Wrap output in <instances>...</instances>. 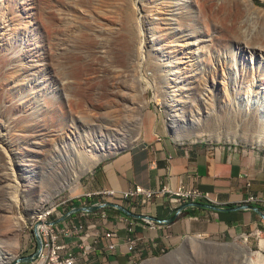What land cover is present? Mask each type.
Listing matches in <instances>:
<instances>
[{"label":"rangeland","instance_id":"374dc122","mask_svg":"<svg viewBox=\"0 0 264 264\" xmlns=\"http://www.w3.org/2000/svg\"><path fill=\"white\" fill-rule=\"evenodd\" d=\"M95 1L0 0V116L5 115L9 120L14 118L17 124L13 130L16 134H20L21 129L27 126L25 124L30 122L32 115L34 116L38 112L39 114H48L46 122L48 125L45 127L60 131L62 135L61 139L55 141L52 146H46L44 148L46 150L42 154L31 151L29 155L23 157L24 162L32 163L27 167L29 169L34 167L35 170V186L33 188L26 186L27 182L24 179L28 175L27 172L21 171L16 174L13 172L12 176L10 169L5 167L3 170L4 159L0 154V264H5L14 254L15 257L11 261L33 253L37 248L35 233L37 222L33 218L36 212L51 204L54 199L59 206V213L71 210L74 201L84 198L83 191L91 173L111 157L112 153L105 156L93 169L83 173L82 165L88 163L90 153L84 151L78 154L74 147L79 148V144L85 143L82 141L85 134L91 138L110 141L114 144L120 140L125 141L126 145L121 146L113 152L114 154L141 141L149 132H153L154 126H158L162 133L169 134L180 141L206 140L264 149V143L260 144L256 141L258 138L255 139L260 134V132H256V126L252 123L239 121L235 114L236 108L249 109L253 99H259V102L261 101V106H259L262 111L264 110V67L256 68L252 72L250 68H247L248 66H245L246 80L238 84H230L228 92L220 91L219 98H223L220 99L221 102L217 101V94H210L205 89L203 80L199 79L197 83L200 86L196 83L198 88H195L198 95L194 97L191 95L190 100L193 105L186 108V112H184L187 119L174 127L171 124L170 115L162 103L165 95L159 94L155 87L156 82L151 76L153 67L150 68L145 59H139L134 66L136 70H133L132 67L125 79L128 77V84L132 82L129 84L130 86L134 84L133 81L137 83L136 87L135 84L131 87L139 88L141 96L139 101H142L143 107L133 112L122 110L120 113L117 111L113 100L109 99L110 97L107 95V86L110 85V80L102 75L105 67L116 70L115 72L110 71L111 77L122 73L123 68L122 65L117 64L119 59L116 58L118 57L115 58L114 53L112 55L109 49L105 57L93 55L92 48L97 39L93 36L91 26L115 20V18H126L128 15V19H133L137 24L138 40H145L146 29L145 24L143 25L145 7L141 0H117L121 7L124 6L121 8L118 5L122 14L120 11L110 12L111 10L98 8L94 4ZM148 1L158 6L163 4V0ZM252 1L253 7L248 4L250 3L248 0H192L191 7L187 6L184 9L186 13L183 15L187 17L186 21L189 22L198 40L194 38L191 44L185 45L183 37L173 38L171 39L173 40V52L179 55L182 54L184 48L201 46L205 48V51L207 49L205 60L209 59L213 65L219 61L220 63L225 61L230 62L234 67L239 66L244 59L252 63L258 59L261 64H264V0ZM124 10L128 12H124ZM174 10L179 14L183 12L179 6H175ZM155 17L158 18L157 15ZM159 23L161 34L167 38L166 21L162 19ZM220 25L225 26L226 29H222ZM222 36L224 37L223 43L226 45L211 46V43L218 41V37ZM241 43H252L259 46L260 49L254 52L255 58H251V53L243 50L244 47ZM146 48L147 43L144 51ZM85 50L88 52L85 53ZM90 53L88 58L91 56L92 61L86 58V55ZM216 53L220 55L216 57ZM92 56L98 59H94ZM108 57H111V60ZM85 59L89 62L87 63ZM185 59L189 60L186 56ZM110 64L112 65L110 66ZM93 71H95L94 74ZM191 72L195 73L193 69ZM214 72V69L207 71L211 75ZM98 76H101L102 80ZM13 78L14 84L6 82L12 81ZM92 80H96L98 84ZM133 90H127L130 91L131 98L132 93H135ZM15 93L18 94L15 95ZM33 94L37 96L38 102L21 104L26 100V95L32 97ZM259 95L262 96L259 97ZM200 97H205L209 101L205 105L201 104L198 99ZM107 99L109 100L107 101ZM97 101L100 103L97 104ZM86 103L88 104L86 105ZM104 103H108V106ZM109 107L110 109H108ZM31 110L33 111L30 112ZM94 110L97 112L96 114ZM99 110L103 111V114ZM91 112L92 114H90ZM138 135L139 138L136 139ZM37 139L43 140L45 136L42 135ZM80 172L82 173L80 174ZM18 184L22 185V188ZM25 188L30 190L27 191ZM23 189L27 191H22L26 193L25 195L21 192ZM17 203L19 204L18 209L16 208ZM11 214L21 215L25 219L18 236V244L15 226H12L14 217ZM55 217H58L57 213L52 219ZM261 221V226L253 229L250 227L232 228L218 234L188 232L174 244L160 247L156 253L145 255L134 264H142L152 258H159V261L153 264H249L245 261L241 251L229 244L215 247L216 244L213 243H187L175 256L168 259H164V257L179 247L183 240L189 236H194L199 240H214L224 243L240 241L254 252H264V247L260 244V239L264 238V219L261 218Z\"/></svg>","mask_w":264,"mask_h":264},{"label":"crops","instance_id":"0c3cea01","mask_svg":"<svg viewBox=\"0 0 264 264\" xmlns=\"http://www.w3.org/2000/svg\"><path fill=\"white\" fill-rule=\"evenodd\" d=\"M180 185L210 192L223 207L244 204L250 193H264V149L206 140L180 141L154 126L153 132L141 141L99 165L91 173L83 195L114 190L116 195L108 197L109 201L135 213L172 219L179 204L168 193H160L148 203L119 195L135 186L159 190ZM97 200L81 198L73 204H93ZM101 211L74 213L70 222L87 226L61 237L73 247L79 264H134L160 247L174 244L188 232L218 234L232 228H259L262 224V217L252 209L186 207L173 221L165 223L132 218L113 207H106L107 217L103 219ZM91 223L95 226L89 227ZM129 237L137 241L133 250L129 249Z\"/></svg>","mask_w":264,"mask_h":264},{"label":"bare ground","instance_id":"6f19581e","mask_svg":"<svg viewBox=\"0 0 264 264\" xmlns=\"http://www.w3.org/2000/svg\"><path fill=\"white\" fill-rule=\"evenodd\" d=\"M119 1H117V0H96L94 2V4H96V6L98 8H102L103 10H111L110 12H114V11H120L121 12V10L118 9V7L120 6ZM141 1L143 2L144 7H145V16L143 19V25L145 24V29H146L145 30V32H146L145 40L144 39L141 41L138 40L137 24L134 23L133 19H128V15H126L127 16L126 18H122V19H118V18L116 19L115 18V20H111V21L108 20V21L102 22V24H99V25L95 24V25L91 26V29H92L93 34H94L93 36L95 37V39H97L96 43L95 44L93 43L94 44V46L92 48L93 55L105 57V56H107L106 53L109 49V51H111L112 55L114 53L113 56L115 58H116V56L118 57V58H116V59H119L118 60L119 62L117 61L118 62L117 64L122 65V68H123L122 71L123 72L116 75V77H111L109 75L110 71H112V72L116 71L114 69H109V68L105 67L104 73H103V71L98 70L100 73L101 72L103 73L102 76H106L110 80V85L107 84L108 85L107 86V95L110 97V98L108 97L109 99L113 100L112 102H114V106L116 107V110L119 111L120 113L122 112V110H130L133 112L134 110L140 109V107H143V104H141L142 101H139L140 97H141L139 94L140 93L139 88L135 89V88L131 87L134 84L136 87L137 83H135V81H133L134 84H132L130 86L129 84L132 83L131 82L132 76L130 77L131 83H129V84H128V82H129L128 77H127V79H125L127 73H129L130 69L132 70V67H133V70H136V69H134V66L136 65V63L139 59L140 60L145 59L148 66H150V68L153 67L151 76H153V79L156 82L155 87L159 91V94L161 93L162 95H165L164 96L165 98L162 97L163 98L162 103L166 107L167 112L170 115L171 124L174 127L175 126L177 127L181 121L187 119V117L185 116L186 114L184 112H186V108H190L193 105L192 101L190 100L191 95L193 97L195 95L196 96L198 95L195 88L197 87L196 83L199 79L203 80V82L205 84L204 87L210 94H212V95H215V93L217 94V101L221 102L220 99H223V98H221V97L219 98V96H220L219 94L221 92L222 93L228 92V90L230 88V84H232V85L238 84L239 82H244L246 80L247 71H245V66H248L247 68H250L252 70V72H254L256 68L262 69L261 67H264V64H261V62L258 59L257 60L254 59L255 61L253 60L254 61L253 63L249 62L247 59H244V60H242V62H240L239 66H234V67H233V65L230 64V62H225V61H223L222 63H220V61H219L217 64L215 63L216 65H213V63L209 62V59L205 60L207 49L205 51V48H203L201 46H197L196 48H194L192 46L188 47L187 49L184 48V50H182V52H181L182 54L176 55L175 52H173V50H172L173 40H171V39H173V38L178 39L179 37H183L184 41H185V43H183V44H185V45L191 44L193 42L194 38H196V40H198V38L194 34L193 30L191 29L189 22L186 21L187 17H185L183 15L184 13H186L184 9L187 6L191 7L190 3L192 2V0H163V2H162L163 4L160 6L150 3L148 0H141ZM248 1L250 2L248 4L250 6L252 5V7H253L254 6L253 1L252 0H248ZM123 5H125V4L123 3ZM175 6H179V8H182L183 12L181 14H179V12H176V10H174ZM122 7H124V6H122ZM124 12H128V11L124 10ZM156 15L160 19L156 18L155 17ZM118 17H120V16H118ZM162 19L164 21H166V24H167L166 26H168V27H166L168 30L167 31V38L164 34H161V30H160L161 27H160L159 21ZM107 23H108V25H107ZM220 27L222 29H226L225 26L220 25ZM223 42H224V37L223 36L218 37V41L216 40L214 43H211V46L216 47V46L226 45V43H223ZM146 43H147V48L144 51ZM242 46L244 47L243 50L245 52L251 53V58H255V55H254L255 50L260 49L258 45H253L252 43H243ZM88 51H90V50L88 49ZM88 51L85 50V53ZM92 51H90V52H92ZM209 54L211 55L210 52H209ZM88 55H91V53L87 54L86 55L87 57L86 56L85 57L88 58ZM219 55L220 54L216 53V57ZM113 56H111V57H113ZM185 56L191 62L189 60L186 61L187 59H185ZM213 56L215 57V55H213ZM90 57L88 59L91 60L92 58H90ZM111 57L110 58L108 57V58L111 60ZM211 58H212V56H211ZM94 59H98V58L95 57ZM165 59L167 61H164ZM86 60L87 59H85V61ZM101 60H99V62H101ZM96 62L98 63V61H96ZM96 62H95V65H96ZM107 62L109 63V61H107ZM112 62H113V60H112ZM263 63H264V61H263ZM111 65L112 64H110V66ZM189 65H191V66H189ZM105 66H108V65H105ZM110 66H108V67H110ZM117 68H121V67H117ZM191 69L194 70V72H195L194 74L191 72ZM208 69H210V70L214 69L215 70L214 74L211 75V74L207 73ZM117 71H119V70H117ZM94 72L95 71H93V74H94ZM131 72L133 73V71H131ZM135 74H137V73H135ZM100 77H99V79H101ZM133 77H136V76L133 75ZM134 79L136 80V78H134ZM254 79H255V76H254ZM93 80H92V82L96 83V80L95 81H93ZM104 80L106 81V79H104ZM136 81H138V80H136ZM6 82L10 83V84H14V78L12 79V81H6ZM94 83H93V86H94ZM96 84H98V83H96ZM100 85H101V83H100ZM93 89H94V87H93ZM129 89H134L133 91H135V93L134 92L132 93V98H131L130 93H129L130 91L129 92L127 91ZM91 92H93V91H91ZM97 92H98V90H97ZM102 93H103V91H102ZM156 93H157V91H156ZM17 94L18 93H15V95H17ZM94 96H92V97H94ZM100 96H102L101 93H100ZM260 96H262V95H259V97ZM183 97L185 99H182ZM75 99H77V98H75ZM93 99L95 100V98H93ZM109 99H107V101ZM198 99L200 100L201 104L203 103L204 105L207 101H209L208 99L206 100L205 97H200ZM100 100L101 99L99 97V101ZM82 101L84 102V100H82ZM99 101H97V104L100 103ZM102 101H103V99H102ZM36 102H38L37 96H35V94H33L32 97L29 95H26V100L24 102H22L21 104H23V103L24 104L25 103L33 104ZM80 102H78V103H80ZM260 102H259V99H253V101L251 100L252 105L249 106V109L248 108L242 109L240 107H239V109L236 108L235 114H236V118H238L239 121L252 123L256 126V128H257L256 132L258 131V132H260V134L258 135V133H257L258 136L255 139L258 138V140H256V141L261 144V143H264V110L262 111V109L260 108V106H261ZM78 103H77V105H78ZM95 103H96V100H95ZM87 104L88 103H86V105ZM101 104H102V102H101ZM104 104H106V103H104ZM106 105L108 106V103ZM99 106H100V104H99ZM102 106H104V105H102ZM108 109H110V107ZM78 110H80L82 112L81 109H78ZM100 110H101V108H100ZM100 110H99V112L102 113L103 111L101 112ZM32 111L33 110H31L30 112H32ZM94 113L96 114L97 112H95V110H94ZM90 114H92V112ZM1 116H0V154L2 155V157L4 159L3 160L4 164L2 163V165L4 166L3 170L5 169V167H6V169H10L12 172V176L14 175L13 172L15 174L17 172H21V171L23 173L27 172L28 175H26L25 179H24L27 182L26 186H28L29 188L30 187L33 188L35 186V179H34L35 170H34V167H32V166H31L32 168H30V169L27 167V166H30L32 163L30 162V164H27L26 162H24L25 159H23V157L29 155V153L31 151L33 153L42 154V152H44L46 150V149H44L46 146H52L55 141L57 142L61 139V137H62L61 132L60 131L57 132V130H54L51 128L48 129L45 127L46 125H48V124H46V122L48 120V114H39V112H38L34 116L32 115L31 116L32 118H30V122L28 124H25L27 126L24 127L23 129H21L22 131L20 134H16L15 131L13 130L14 126H16V124H17V121L14 120V118L12 120H9L5 115L4 116L1 115ZM200 118H201V116H200ZM98 126H100V125H98ZM101 130H103V129H101ZM103 131H101V132H103ZM94 134H96V133H94ZM42 135L45 136V139H43V140L37 139L38 137H41ZM83 136H85V138H82V139H84L82 141H84L85 143L79 144L80 145L79 148H77V147L75 148L73 146L74 149H77L78 154H81L84 151H88L90 153V155L88 156V159H90V160H87L88 161L87 164L82 165L81 169H82L83 173L88 172L89 170L93 169V167H95V165L98 164L105 156L110 155L111 153H113L117 149H119L121 146L126 145L125 141H121V140L114 144L110 141L106 142V141L98 140L96 138H91L87 134H85ZM138 138H139V135L136 137V139H138ZM0 160H1V158H0ZM82 172H80V174ZM5 176H4V178H6ZM22 176H23V174H22ZM14 178H15V176H14ZM14 178H13V180H14ZM19 178H21V176H19ZM14 181H16V179ZM20 187L22 188V185ZM25 189L27 190V188H25ZM25 189L21 190V192L24 191ZM28 190H30V189H28ZM23 194L25 195L26 193H23ZM18 205L19 204L17 203V206H16L17 209H18ZM12 217H14V218H12V220L14 219V225H12V226H15L14 230L16 231V242L18 244L19 243V237L18 236L20 234V231L23 228L25 219L21 215H18V216L12 215ZM188 243H194V244H196V243H213L216 245H219V244L233 245L238 250L241 251L245 261H247L249 264H264V252L263 251L254 252L251 249H249V247L246 244H244L243 242H240V241L229 242V243L222 242L221 243V242L214 241V240H205V239L199 240V239L195 238L194 236H189L188 237ZM260 244L262 247H264V238L260 239ZM255 255H257V258H255ZM169 256L170 255L165 256L164 259H168ZM14 257H15V254L12 257H10L6 263L10 262ZM158 261H159V258H152V259L146 260L142 264H153V263H156Z\"/></svg>","mask_w":264,"mask_h":264},{"label":"built area","instance_id":"2783aa9c","mask_svg":"<svg viewBox=\"0 0 264 264\" xmlns=\"http://www.w3.org/2000/svg\"><path fill=\"white\" fill-rule=\"evenodd\" d=\"M160 193H168L171 200L179 205H182L186 202H204L218 205V201L213 197L210 192L200 190L199 188L187 187L185 185H180L176 189L163 187L159 190H154L142 186H135L134 188L128 191L122 192L119 197L122 199H129L131 201L134 200L137 203H148L151 199H153L156 195ZM115 195L116 193L114 190L101 189L93 192H87L83 196L84 198H97L98 200L93 203L96 204L109 201L108 197ZM245 203L253 204L264 209V193H250L247 196ZM87 205L91 204L85 203L79 206ZM75 207H77V205L73 206V208ZM58 208L59 206L55 203L54 199L52 200L51 204H49L48 206H44L41 210H38V212H36L35 216H33L34 220L37 222L36 228L41 237L42 246L37 258L29 262H20L17 264H79L77 254L73 250V247L64 241H61V237L71 235L73 234V232L82 231L85 226H87V224L83 222H70L71 217L73 215L65 221H62L60 223H54V219L59 218L68 212L67 211L64 213H59ZM101 209L102 211L100 217L104 219L107 217V212L105 211L106 207H103ZM81 212L89 213L91 211ZM56 213L58 217L52 219V217ZM181 213L182 210L178 211V214ZM91 226H95V223H91L89 227ZM129 230L132 229L129 228ZM128 243L129 249L133 250L137 244V241L135 238L129 237ZM36 247L38 248L37 240ZM84 247L89 248V246L85 245Z\"/></svg>","mask_w":264,"mask_h":264},{"label":"water","instance_id":"95a60500","mask_svg":"<svg viewBox=\"0 0 264 264\" xmlns=\"http://www.w3.org/2000/svg\"><path fill=\"white\" fill-rule=\"evenodd\" d=\"M113 154L114 153H112L110 156H112ZM110 156H108V157H110ZM103 207H113V208H116V209L122 211L123 213H125L129 217L140 218V219H145V220H149V221H155V222H159V223H165V222H168V221H173L174 218L178 215V211H181V210H183L186 207H205V208L215 209L217 211L252 209V210L256 211L264 219V209H262L259 206H256V205H253V204H249V203L239 204V205H236L234 207H223V206H220V205L209 204V203H204V202H186V203H183L182 205H179L176 208V215L172 219H160V218L153 217V216H150V215H147V214H144V213H135V212L131 211L129 208H127L126 206H124V205H122L120 203L114 202V201H105L104 203H96V204H91V205H87V206H77L75 208H72L66 214H64L63 216L55 219L53 222L54 223H60L62 221H65V220H67L70 216H72L76 212H80V211H95V210L101 209ZM35 233H36V240H37V243H38L37 250L34 253H32V254L17 257L13 261L8 262L7 264H17V263H20V262H29V261H32L35 258H37L38 254L40 252L41 246H42V240H41V237H40V235H39V233L37 231V228L35 230ZM187 243H188V238L184 239L179 247H177L176 249L172 250L168 254V255H170L168 258H171V257L175 256L177 253H179L180 250ZM226 243H229V242H226ZM220 245H223V244L215 245V247H222ZM209 246H212V245H209ZM168 255H166V256H168Z\"/></svg>","mask_w":264,"mask_h":264}]
</instances>
